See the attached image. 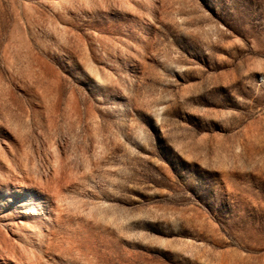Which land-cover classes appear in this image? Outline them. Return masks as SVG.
<instances>
[{"label": "rangeland", "instance_id": "obj_1", "mask_svg": "<svg viewBox=\"0 0 264 264\" xmlns=\"http://www.w3.org/2000/svg\"><path fill=\"white\" fill-rule=\"evenodd\" d=\"M0 264H264V0H0Z\"/></svg>", "mask_w": 264, "mask_h": 264}]
</instances>
